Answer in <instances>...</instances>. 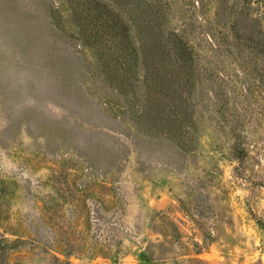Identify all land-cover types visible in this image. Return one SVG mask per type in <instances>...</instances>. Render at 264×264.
<instances>
[{"label": "rangeland", "instance_id": "rangeland-1", "mask_svg": "<svg viewBox=\"0 0 264 264\" xmlns=\"http://www.w3.org/2000/svg\"><path fill=\"white\" fill-rule=\"evenodd\" d=\"M0 264H264V0H0Z\"/></svg>", "mask_w": 264, "mask_h": 264}]
</instances>
